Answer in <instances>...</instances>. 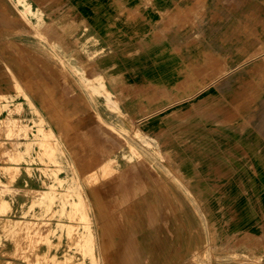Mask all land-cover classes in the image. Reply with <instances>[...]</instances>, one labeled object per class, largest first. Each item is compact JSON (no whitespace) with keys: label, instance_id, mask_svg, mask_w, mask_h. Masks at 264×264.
Masks as SVG:
<instances>
[{"label":"crops","instance_id":"obj_1","mask_svg":"<svg viewBox=\"0 0 264 264\" xmlns=\"http://www.w3.org/2000/svg\"><path fill=\"white\" fill-rule=\"evenodd\" d=\"M69 53L99 81L65 77ZM16 86L62 168L89 160L103 264H264V0H0V95Z\"/></svg>","mask_w":264,"mask_h":264},{"label":"rangeland","instance_id":"obj_2","mask_svg":"<svg viewBox=\"0 0 264 264\" xmlns=\"http://www.w3.org/2000/svg\"><path fill=\"white\" fill-rule=\"evenodd\" d=\"M77 56L69 53L64 59L68 63L63 65L68 71L64 76L89 86L99 81L78 70ZM53 58L62 65L60 55L55 53ZM101 94V90H92L90 96ZM20 97L27 98L19 86L14 95H0V165L5 166H0V264H103L100 250L93 244L88 206L82 197L85 183H91L93 177L87 168L89 160L70 153L65 159L74 168H62L61 148L45 143L55 137L46 133V123L35 109L32 110L37 118L23 120L24 107L13 104ZM105 97L109 101L107 94ZM121 133L140 139V135L124 128L118 135ZM20 137L25 138V143H19ZM71 145L70 140V149ZM38 163L52 164L57 169L20 167ZM62 173L66 177L62 178ZM35 174L41 178V188L18 186L20 177Z\"/></svg>","mask_w":264,"mask_h":264},{"label":"bare ground","instance_id":"obj_3","mask_svg":"<svg viewBox=\"0 0 264 264\" xmlns=\"http://www.w3.org/2000/svg\"><path fill=\"white\" fill-rule=\"evenodd\" d=\"M67 139V138H66ZM16 142V141H15ZM243 153V152H242ZM28 174V173H27ZM100 190V189H99ZM106 208V207H105ZM8 217V216H7ZM251 235H253V234H251Z\"/></svg>","mask_w":264,"mask_h":264}]
</instances>
